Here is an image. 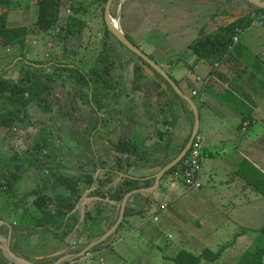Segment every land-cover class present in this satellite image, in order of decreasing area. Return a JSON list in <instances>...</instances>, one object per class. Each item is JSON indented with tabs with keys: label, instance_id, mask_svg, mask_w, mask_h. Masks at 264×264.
Returning a JSON list of instances; mask_svg holds the SVG:
<instances>
[{
	"label": "trees",
	"instance_id": "trees-1",
	"mask_svg": "<svg viewBox=\"0 0 264 264\" xmlns=\"http://www.w3.org/2000/svg\"><path fill=\"white\" fill-rule=\"evenodd\" d=\"M22 1L23 0H0V51L15 46L21 48V52L17 57H14L13 60L8 58L2 59V57H0V143H3L6 137L11 136L13 134L12 131H16L15 134L19 135L17 140H27L26 144L20 141L22 147H15L12 145L13 149H10L9 154L0 151V191L3 193L2 195H4L5 192H9L11 196H17V186L20 182V178L23 175L31 176L33 172L40 177V182L45 180V183H55L54 188H57L58 191L55 199L46 194L36 193L37 197L34 199V204L42 214V216L37 219V226H61L64 230V236H68L74 230L75 225L79 223L77 215L73 213V211L77 205L80 204L84 192L94 188V195L98 197L101 196L104 199L108 198L109 201H97L95 204L96 207L93 210L85 211V218L82 222L83 227L76 230V236L78 238L81 233H88L89 237L91 236L93 239L94 237L98 238L104 235L119 217L115 216V219L111 221V223L109 222L110 225L107 224V230L93 233L92 229L94 227H99V225L107 219L109 207L115 208L118 206L127 193L153 184V181L142 182L130 177H123L116 184L115 176L118 174L116 172H128L132 167H138L148 163L147 161L151 158L168 154L169 156H165L166 158L159 164L161 168L165 167L182 152L191 137V133H189L181 141L174 140L172 136L175 122L174 116L178 117L181 108L185 106L188 107L192 116H194V113L185 100L166 83L167 86H169V90L175 93L178 101L176 105L173 104L169 106V102L166 99L167 94H169L167 90L161 89L159 85L154 87L151 84V80L149 81V79H147L150 76L146 74L144 68L140 66L138 62L132 60L124 61L126 65L123 63V70L128 69L129 73H127L125 77H119L126 82L121 81L117 86L120 89L117 95H115L114 100L115 103H119V109L115 106L114 120L117 115L127 118L134 110L137 115V98H134V96L150 94L149 92L152 86L155 88V92L158 93V100L149 102V104H151L148 109L151 110L149 119L156 118V121L151 124L152 127H150V130H142L141 133L139 129L140 118L136 120L133 118V124L136 129H134L135 132L132 138L127 139L126 137H121L114 142V150L117 151V157L114 155V162L111 169L105 172V174H101L95 178L93 174H90L94 166L87 165H92L93 163L97 164V162L84 161L85 167L83 169H85L86 172H88L89 169H91V171L82 178L81 182L76 175L71 174L67 166L70 165L67 164V162L71 160L73 161V165L81 163L80 157L89 159L85 150L82 149L77 141L81 138L80 133L78 139H70L72 145L68 148L72 154L71 158L66 154V149L59 147L56 142L63 132V121L65 120H62V116H66L65 101L71 104V106L73 105L74 111L81 114L79 111V107L81 106L79 97L81 96L78 89L82 88L83 96H85L82 100L84 101L83 103L90 105L91 103L92 105L96 103L99 107L98 103L102 101V92H100V90L102 91V89L109 87L108 80L113 79V70L115 72L117 66L115 60L112 62L103 55L101 59L91 62V65L87 66L86 69L79 68L75 64V60L78 57L68 54L69 50H67L66 47L67 42L74 35V32H72L71 28L67 25L69 21L71 22V19H78L81 15H85L90 7H94L95 10L101 8V15L105 20V6L108 0H37L38 20L34 21L33 28L29 24L19 25L11 23V17L14 16L12 14L13 10L19 4L22 5ZM115 1L116 0H114V2ZM191 1L195 4L196 0ZM114 2L111 14L113 18L116 19L118 16L115 13ZM206 2L211 4L217 3L218 6L223 8L221 10L222 13L216 15L199 14L198 17L196 16L199 20L207 19L208 22L201 27L202 33L200 37L195 39L189 45V48L197 55L196 62H201L206 59L212 60L211 65L217 68L220 64L225 62L230 54L231 47L237 35L241 31L250 28L254 22L264 21V9L254 6L253 9L247 8L244 13L235 17L227 10L237 9V2H246L249 5L252 4L247 0H213V2L206 0ZM173 5L175 4H171L168 8V11H170V13H168L169 17L177 15L178 18L182 16L188 18L191 15H189V12L180 13L177 10H173L175 8ZM10 10L12 11L10 12ZM66 10L69 13H67ZM254 13L263 15L258 20H254L251 18V15ZM66 14L70 15L68 16L66 24L64 23L65 25H63L62 20ZM217 17H220L219 19L222 21L220 25L214 26L212 23H215V18ZM169 20L166 22V25H169V23L177 19L174 17V20L170 22ZM115 23L117 22L115 21ZM187 23L192 24L191 22ZM105 27L106 35L113 38L120 47L125 48L109 31L106 22ZM60 29L65 33L62 44V57L64 61L53 62V65L49 66L48 69L44 68L45 62L39 58L40 56L35 58H31L30 55L28 56L30 47H34L30 45L28 49L29 52H26L29 39L34 33H36V35H51L53 33V35H55V32ZM205 30H209V33L205 34ZM131 33L135 35V31ZM125 34L134 44L129 36L130 34ZM89 46L92 45L89 44ZM127 51L130 52V50ZM130 53L133 52L131 51ZM152 55L149 54L151 58H153ZM19 57L20 60L15 64L14 60ZM131 63L134 65L131 66ZM10 66H14L12 69H15L14 72L16 74L18 73L19 76H9L7 69ZM155 74L161 81L167 82L159 72ZM194 79V81L205 84L204 86H206L210 80L208 77L201 79L196 76ZM39 80L42 86L37 88V81ZM101 81H105V83ZM128 90L131 91V93H128ZM32 96L35 98L32 99ZM196 96L197 91H193L191 98L197 105L199 112H201L199 103L201 97L198 95V99ZM125 101H130L128 102L130 105L128 106ZM91 107L96 114L94 106ZM73 118L77 120L78 117ZM29 129L34 130L35 135L32 134L33 136H31ZM199 133H201V131ZM152 137L157 139V142L149 143L148 139ZM61 139H66L67 143L70 142L67 136H63ZM67 143L64 142L62 144ZM90 148L91 144L89 146V149ZM173 148L175 149L173 153H171V149ZM62 150L65 153H61ZM95 150L101 152L99 148L94 150L91 149L89 152H94V155H96ZM98 156L100 157L101 165H104L106 151H103L101 155ZM183 163L184 160L170 170V172L166 173L164 177L167 174L170 175ZM235 173L240 179L245 181L251 189L264 197V172L253 162L248 159H243L239 165V169ZM140 182L143 183V186H140ZM60 188H63V191H60ZM95 189L97 190L95 191ZM35 191L37 190L34 189L29 191L28 194H33ZM133 198L134 197H132L131 200ZM21 201L22 200H20V202ZM111 202H114L115 205L111 204ZM24 211L26 212L27 210ZM144 211L143 208L135 210V208L128 205L125 217L140 212L143 213ZM24 218H27V215H25ZM106 243L107 242L103 245ZM103 245L97 246L93 251L100 250ZM79 251L80 249L78 252ZM221 253V249L214 252L209 248H205L200 255H196L187 250H181L173 258V261L175 264H200L204 259L216 262L221 257ZM6 262V258L0 252V264H5ZM236 264H264V225L258 229V236L256 237L254 247L246 251Z\"/></svg>",
	"mask_w": 264,
	"mask_h": 264
},
{
	"label": "rangeland",
	"instance_id": "rangeland-1",
	"mask_svg": "<svg viewBox=\"0 0 264 264\" xmlns=\"http://www.w3.org/2000/svg\"><path fill=\"white\" fill-rule=\"evenodd\" d=\"M209 1L213 2V0ZM122 2L123 0H116L114 2L115 13L118 16L115 21L124 33L130 34L129 36L135 46L147 52L150 51V49H159L151 52L154 53L152 59L163 66L164 63H167V66L170 68L169 74H176L174 69L178 64L179 68L184 70V72L194 68L197 55L189 48V45L200 37L202 33L201 27L208 22L207 19L199 20L196 17L190 16L187 22H191L192 24H188L187 22L183 23L179 21L184 18L182 16L178 18V20H174L172 23H169V25H166L167 21L164 22V20L168 18V15L161 13L159 7V4H163L165 0H124L123 4ZM36 3L37 0H23L22 5L18 3L19 5L12 12L14 16L11 17V23L19 25L29 24L33 28L34 21L38 20ZM137 6H139L137 10L138 14H135L134 10ZM176 6L180 7V13H187L189 12L188 10H192L193 15L196 14L194 12L201 13L202 15L222 13L221 7L217 5L210 4L208 6V4H203L198 7L188 0L176 2ZM139 9H143L144 12L151 11V13L143 14ZM11 11L12 10H10V12ZM234 11L238 12V9L231 10V12ZM69 15L70 14L65 15L62 20L63 25L66 24ZM261 16V14L254 13L251 15V18L258 20ZM185 18L187 19V17ZM169 19L170 18H168V20ZM104 21V17L101 15V8L95 10L94 7H90L88 12L78 17V19L73 18L71 22L69 21L70 24L68 23L67 26L71 28L74 35L69 39L66 47L67 50H69L68 54L78 57L75 60V64L79 68L86 69L87 66H90L91 62H93L95 55L93 56L92 52L94 53L96 50L93 51L92 48L96 47L101 50L110 45L114 47L117 46V42L106 35ZM134 21L139 22L138 29L140 28L139 33L136 35L130 32L132 29L130 26L133 25L132 27H135ZM221 21L222 20L217 17L215 18V23L212 24L214 26L220 25ZM204 33H209V30H205ZM245 33L251 34L255 38L254 44L250 47L256 49L257 47L262 48V46H264V21H261L257 26L251 27L239 35L238 37L241 38L240 44L237 46L238 43H234L231 50L239 46L247 47L243 39L246 35ZM64 34L65 33L61 31V29L57 30L55 35H53V33L51 35H36V33H34L30 37L26 49L27 52L30 45L34 46L30 47L28 56L30 55L31 58L40 56L39 58L45 62L44 68L47 69L49 66L53 65V62L64 61L62 57ZM89 44L92 46H89ZM88 46L89 48H87ZM119 48L118 45L116 78L123 72V69L119 67L120 62H122L120 61V53L122 52ZM20 52L21 48L17 46L10 47L8 49H2L0 51V57H2V59L8 58L13 60ZM19 60L20 57L14 60V63L16 64ZM211 63L212 60L206 59L201 61L202 65H210ZM13 67L14 66H10L7 69L9 76H19L18 73L16 74L14 72L15 69H12ZM165 70H167L166 67ZM194 73L196 77H200L201 79L206 77L199 71ZM37 82V88L42 86L40 80ZM33 98L35 97L32 96V99ZM261 114H264V108ZM239 124L240 122L238 125ZM205 127L209 126H206V121L204 120V126L200 130L203 135L207 131ZM231 129L233 132H228L226 137L229 138L234 135L239 138L238 141H244L247 138V134L242 133L241 130L239 131L238 126H233ZM15 132L16 131H12L13 134L6 137L3 143H0V151L9 154L10 149H13L12 145L15 147H22L20 141L25 144L27 143V140H17L19 135L15 134ZM30 132L31 136H33L32 134L35 135L34 130H30ZM71 135L73 138L78 139L79 131L75 130ZM90 135L91 134H88L87 137H90ZM61 137L62 135L56 141L57 145L65 148L66 154L71 158L72 154L68 148V143L66 139H61ZM106 137V135H100L99 139L91 144V147H105L101 145V140ZM214 137L216 140L221 139L224 141L225 139L220 135ZM148 140L150 141L149 143L157 142V139L153 137ZM64 142L67 144H62ZM226 146L232 152L235 144L233 145L227 142ZM87 149L89 150V147ZM174 149L175 148L171 149V153H173ZM102 152L103 151L98 152L95 150V154L97 155H94V152H90L89 157L91 158L88 157L89 159L80 157L81 163H78L81 164L80 167H78L79 171L77 175L74 174V172L72 174L76 175L82 182V178L91 171V169H89V171L86 172L85 169H83L85 165L84 161L90 162L92 158L101 155ZM113 152L114 147L106 148V158H108V160L104 161V165H101V163H97L98 166L96 163L87 165L94 166L90 174H93V176L97 178L101 173L105 174V172L111 169L113 163L109 161L114 162ZM231 152L226 155L217 154L214 158V163L211 162L208 156L202 158L201 188L188 190L181 182L174 180L167 174L162 180V183H166V186L163 184L162 187L164 189L159 187L157 192L152 196L149 203L150 209L143 213L140 212L127 215L122 225L119 226L120 228L118 229L116 238L114 240L109 239L100 250L95 251L97 254L94 259L64 264H175L173 258L181 250H187L196 255H200L205 248H209L214 252L221 249V257L216 262L204 259L200 264H236L246 251L254 247L256 237L258 236V229L264 225V197L251 189L245 181L240 179L233 171L232 166L235 162V153ZM248 152L250 154L259 155L258 152L252 151L251 149H248ZM61 153L65 152L62 150ZM111 154L113 155L111 156ZM221 159L224 161L223 165L219 161ZM150 160L152 159H149L148 163ZM156 162L157 159L154 163ZM67 164H73V161L71 160L67 162ZM263 165L262 163V166ZM68 168L71 170L74 169L73 166H68ZM100 169H102V171H100ZM210 174H213L212 178ZM220 181L224 182L221 183ZM140 186H143V183L140 182ZM56 190L55 193L57 192ZM162 192H164V194L159 195ZM140 195L141 194H136L135 197H140ZM83 196L84 199H88L85 195ZM30 198L31 195L27 194L24 195L21 200L22 202L29 203ZM153 198L155 200L152 202ZM163 202H169L170 205L166 208H162L160 205ZM96 203L97 201L91 200L84 208L91 205L92 209L90 210H93L96 207ZM155 218H157V221ZM110 223L108 225H110ZM114 224L110 227L112 228ZM96 228L97 227H94L92 229L93 233L103 231L101 229L97 230ZM54 230L55 232L51 231L49 233L51 234L49 237L51 243H53L55 239H65L67 243H72L73 238L77 237L64 236V230L61 226L55 227ZM86 234L89 235L88 233ZM82 239L83 237L80 238V240ZM42 246L47 250L46 242H43ZM102 259L103 262L101 261Z\"/></svg>",
	"mask_w": 264,
	"mask_h": 264
},
{
	"label": "crops",
	"instance_id": "crops-1",
	"mask_svg": "<svg viewBox=\"0 0 264 264\" xmlns=\"http://www.w3.org/2000/svg\"><path fill=\"white\" fill-rule=\"evenodd\" d=\"M180 1L181 0H165L163 4H159L161 10L160 12L168 15V13H170V11H168V8L173 3L175 4L173 5V7H175L173 10H177L180 12V7L176 6V2ZM188 1L192 2L191 0ZM195 4L199 7L203 4H208L209 6L211 3L196 0ZM211 5L218 6L217 3H213ZM138 7L139 6H137L134 10L135 14H138ZM222 9L223 8L221 7V10ZM139 10L143 14L151 13V11L144 12L143 9ZM231 10L232 9H229L227 11L231 12ZM188 11L189 15L191 14L193 17H198V15L201 14L198 12H194L196 14L193 15L192 10ZM211 14L216 15V13ZM230 14L238 17L241 15V12L234 11ZM190 16L187 19L184 17L179 21L185 23L189 20ZM174 17L178 20L177 15L173 17H169L168 15V18L171 19L169 20V22L174 20ZM168 18H166L164 22L168 21ZM259 22L258 24H260ZM134 24L135 27H132L133 25L130 27L132 28L131 32L135 31L136 35L137 33H139L140 29H138L139 22L134 21ZM245 34H243L245 35L243 39L247 47H235L234 50H231L225 62L220 64L219 67L216 68L211 64L202 65L201 62L195 61V71L193 68L187 72H184V70L179 68L178 64L174 69L176 74H170L177 85L180 87L182 92H185L186 95L192 97L193 91H197L196 97H201L200 99L198 98L201 109V128H203L204 126V120L206 121V126H209L205 127L207 131L204 134L206 138L204 157H210L211 162L214 163V158L217 156V154L226 155L231 152V150H229L226 146V143L229 142L233 145L235 144V147L232 151L235 153V162L233 163V166L231 164L234 172L239 169V165L243 161V159L250 160L264 172V165L262 166V163L264 164V114H261L264 108V46H262V48L257 47L256 49H253L250 46L254 44L255 38L251 34ZM240 42L241 38L238 37V41L236 42L238 43L237 46L240 44ZM157 50L159 49H150V51L145 52L152 55L154 53L151 52ZM160 65L164 69L166 67V71L170 72V68L167 66V63H164V66L162 64ZM196 71L203 73L204 76L210 79L206 86H204L205 84H203L202 82L194 81V77L196 76L194 75V72ZM127 73H129L128 69H125L122 72V74H124V77L125 75H127ZM149 76L151 78V84L154 87L159 85L161 86V89L167 90L169 94H167L166 99L169 102V106H172L173 104L176 105L178 101L176 99L175 93L169 90V86H167L166 84L167 82L161 81L156 74H150ZM154 87L151 86V91L149 92L150 94L134 96V98H137V115L135 110L132 111L127 118H123V116L120 117L119 115H117L116 119L114 120V141H117L121 137H126L127 139L132 138L135 132L134 129H136L133 124V118H135V120L137 118H140L139 129L141 130V133L142 130H150V127H152L151 124L156 121V118L149 119V117L151 116V110H148L151 105L149 104V102H155L156 100H158V93L155 92ZM125 102H127L128 106L130 105V103H128L130 101ZM115 106L119 109L118 102L115 103ZM174 119L175 122L172 135L174 137V140L181 141L189 133L192 134L195 124V118L194 116H192L187 106L181 108L179 116H174ZM239 122L240 124L238 125ZM233 126H238L239 131L241 130L242 133L247 134V138L244 141H238L239 138L235 137L234 135L229 138L226 137L228 132H233V130L231 129ZM216 135L224 137V141L221 139L216 140V138L214 137ZM248 149L258 152L259 155L250 154L248 152ZM114 155H116L117 157L116 150H114ZM165 156L169 155H158V158H151L153 161L150 160L149 163H145L144 165L132 167L128 172H116L118 174L115 176V183L117 184L123 177H130L142 182L153 181L154 184L156 174L162 169L159 164L166 158ZM156 159L157 162L154 163ZM219 161L223 165V159ZM68 166H73L74 169L69 170L71 174L74 172V174L77 175L79 171L78 167H80V165L70 164ZM100 171H102V169H100ZM32 174L33 175L31 176L23 175L20 178V182L17 186V196H11L9 192H5L4 195H2L3 193L0 194V252L7 260L5 264H54L68 254H72L79 249L80 251L84 250L88 246V244L97 239L95 237L93 239L91 238V236L89 237V235L81 233L79 235L80 237H75L72 240V243L74 241H77V247L73 248L72 243H67L65 239H55L53 243H51L49 239L51 234L49 233L51 231L55 232V227L37 226V219L40 218L42 214L33 201L37 197L36 193L46 194L51 196L52 198H56L58 191L54 188L55 183H45V180L40 182V177L36 175L35 172H33ZM212 175L213 174H210L211 178ZM162 180L160 183L161 188H163V184L166 186V183H162ZM220 182L223 183L224 181ZM177 184L180 185L179 183ZM34 189H36L37 191H35L33 194L29 193L31 195L29 203L22 201L20 202L24 195L28 194L29 191H32ZM62 189L63 188H60V191ZM55 190L57 191L56 193ZM96 190L97 189H95V191ZM93 193L94 188L85 191L83 195L88 197V199H83V201L86 202L87 200L91 201V199H95ZM162 194H164V192L159 195ZM152 196L149 198V202L148 200L146 201V204L143 203L142 194L140 195V197L134 196L135 198L132 199L129 205L132 208H143L145 211H147L150 209L149 203ZM96 198L99 197L96 196ZM154 198L152 199V202L155 200ZM111 204L115 205L114 203ZM147 207L149 208L147 209ZM90 209H92V206L88 205V207L78 210L75 209L73 211V213H76L79 223L75 225L74 230L68 236L74 237L77 235L76 230L80 229V227H83L82 222L85 218V211ZM24 210L27 211L25 212ZM25 215H27V218H24ZM107 215V219L101 225H99V227L96 228L97 230H107V224L113 221L115 219V216H119V206H116L115 208L109 207ZM81 237H83L82 240H80ZM43 242H46L47 250L43 248ZM7 248H9L10 251L18 258L25 260V262L15 261L7 253ZM72 261L73 260H69L65 263Z\"/></svg>",
	"mask_w": 264,
	"mask_h": 264
},
{
	"label": "flooded vegetation",
	"instance_id": "flooded-vegetation-1",
	"mask_svg": "<svg viewBox=\"0 0 264 264\" xmlns=\"http://www.w3.org/2000/svg\"><path fill=\"white\" fill-rule=\"evenodd\" d=\"M239 1V0H238ZM236 2V1H235ZM238 4V5H237ZM237 9L239 12L244 13V11L249 8V9H253L254 5H249L246 2H237ZM241 10V11H240ZM112 39V38H111ZM116 47L114 46H109L103 49H99V48H92L93 51H95L94 53L92 52V55L95 57L93 58V61H97V59H101L103 55H105L107 58H109L112 62H114L115 60V64L116 66H118L117 63V57H118V52H117V48H118V44L116 43ZM120 47V46H119ZM89 48V47H87ZM121 50L122 53L121 54V58H120V65L119 67H121L123 69V63L126 60H132L135 62H138V64L140 66L141 65V61L142 59L140 57H138L135 53H130L129 49L127 48H123L120 47L119 48ZM99 50V51H98ZM125 51V52H124ZM144 53H146L144 50H142ZM148 56L149 54L146 53ZM150 57V56H149ZM151 58V57H150ZM126 65V63H124ZM145 64H147L145 62ZM160 64V63H159ZM134 65V64H133ZM131 63V66H133ZM130 66V68H131ZM116 70L115 72L113 70V79H109L108 80V84L109 87L108 88H104L102 89V91L100 90V92H102L101 94V103L99 102L98 105L99 108L96 103H91L90 104H85L83 103L84 101L83 98H85V96H83V89L79 88V93L80 96L79 97V102L81 103V106L79 107V111L81 114H78L77 111L73 110V105L71 106V104H68L65 101V111H66V116H62V120H65L63 122V129H62V137L63 136H67L70 139H75L72 137V132L75 130H78L81 138H79V140H77L79 142V145L82 147V149L85 150L86 154L90 155L89 150L91 149H98L95 146L91 147L89 150L87 149L90 144H93V142L97 141L99 139V136H104L106 135L107 137L101 140V145L105 146V147H100L99 149L101 151H106V148H112L114 147V109H115V100L114 97L115 95H117V93L119 92V89L117 86L119 85V83L121 81L126 82L125 80H121L119 78V76L116 78ZM124 77V74H120ZM115 77V78H114ZM148 77V76H147ZM147 79H149L150 81V77H148ZM102 83H105V81H101ZM128 93H131V91H127ZM94 106V109L96 111L95 112L92 110V107ZM78 107V106H76ZM75 107V108H76ZM74 111V112H73ZM72 112V113H71ZM73 117H78L77 120L74 119ZM88 134H91L90 137H87ZM109 136V137H108ZM113 136V137H111ZM72 145V142H68V146ZM114 153V152H113ZM113 154H111L112 156ZM91 158V157H89ZM108 158L105 157V161H107ZM91 161H95L97 163H100V157L96 156L95 158H92ZM112 162L113 161H109ZM96 196V195H94ZM100 198H103L101 196H99Z\"/></svg>",
	"mask_w": 264,
	"mask_h": 264
},
{
	"label": "water",
	"instance_id": "water-1",
	"mask_svg": "<svg viewBox=\"0 0 264 264\" xmlns=\"http://www.w3.org/2000/svg\"><path fill=\"white\" fill-rule=\"evenodd\" d=\"M247 1H249L252 5H254L257 8L264 9V1H262V0H247ZM113 2H114V0H108L107 4L105 6V17H106L105 22H106V25H107L109 31L118 39L119 42H121L124 45L125 48L129 49L130 51H132L133 53H135L138 57H140L142 59L141 65L144 68V70L148 76L150 74L155 75V72H159L166 79L167 83L173 88V90L175 92H177V94L183 100H185V102L189 105V107L193 111L194 116H195V124H194L193 131H192L191 137H190L187 145L184 147L182 152L175 159H173L171 162H169L165 167H163L160 170V172H158L156 174L154 184L150 187H144V188H139L137 190H133L124 196L122 202L118 205L119 206V217H118L117 221L115 222V224L113 225L112 228H110L104 235L100 236L99 238H97L96 240H94L93 242L88 244V246L84 250H82L81 252L68 254L67 256L63 257L62 259H60L58 262H56L54 264H64L66 261H69L72 259H79V258L83 257L85 254H87V252L93 250L94 248H96L99 245L104 244L108 239L114 240L116 238V234L118 232L119 226L121 225V223L123 222V220L125 218L126 208L128 206V203L130 202L131 198L133 196H135L136 194H142L143 203L146 204V201L159 189L161 180L163 179L164 175L166 173L170 172V170H172L173 168H175L186 157L187 153L189 152V150L191 148V145H192L194 138L200 132V129H201L200 112H199V109H198L197 105L195 104L194 100L190 96L186 95L185 92H182V90L177 85V83L174 81L172 76L166 70H164L159 64H157L153 59H151L146 53H144L140 48L135 46L127 38L126 34L122 31L120 26L113 21V18H112L113 16L111 14ZM201 2H206V0H201ZM145 62L147 64H145ZM91 200L92 201L93 200L108 201L106 199H101V198H95V199L93 198ZM89 201L90 200H87L86 202H84L82 199L80 204L77 205L76 210H78L80 208L81 209L84 208V206ZM112 203H114V202H112ZM81 204H82V206H81ZM148 208L149 207H147V209ZM7 253L15 261L25 262V260H22V259L18 258L16 255H14L10 251L9 248H7Z\"/></svg>",
	"mask_w": 264,
	"mask_h": 264
},
{
	"label": "built area",
	"instance_id": "built-area-1",
	"mask_svg": "<svg viewBox=\"0 0 264 264\" xmlns=\"http://www.w3.org/2000/svg\"><path fill=\"white\" fill-rule=\"evenodd\" d=\"M234 41L237 42L238 38H235ZM205 143V136L201 133H198L192 142L189 152L184 158V163L181 166L177 167L171 174V177L174 180L181 182L188 190L202 187L200 179ZM168 205L169 202H163L160 206L162 208H166ZM155 220L157 221V218H155ZM76 245L77 243L76 241H74L73 246ZM94 257L95 253L91 252L77 262H82L88 259H94Z\"/></svg>",
	"mask_w": 264,
	"mask_h": 264
},
{
	"label": "clouds",
	"instance_id": "clouds-1",
	"mask_svg": "<svg viewBox=\"0 0 264 264\" xmlns=\"http://www.w3.org/2000/svg\"><path fill=\"white\" fill-rule=\"evenodd\" d=\"M113 18V17H112ZM115 19L113 18V21H114ZM258 22L259 21H256V22H254L252 25H251V27H254V26H257V24H258ZM259 23H261V22H259ZM256 24V25H255ZM250 27V28H251ZM249 29V28H248ZM243 31H241L238 35H237V37L236 38H238V36L242 33ZM235 40V39H234ZM234 43H236L235 41H234ZM152 59V58H151ZM157 64H159L156 60H154ZM160 65V64H159ZM161 66V65H160ZM162 67V66H161ZM164 69V68H163ZM165 70V69H164ZM156 73V72H155ZM184 160V159H183ZM172 174V173H171ZM171 174H170V176H171ZM134 197V196H133ZM95 198H96V196H95ZM100 198V197H99ZM82 199H84V196H83V198ZM101 199H104V198H101ZM106 200H108L109 201V199L107 198ZM149 200V199H148ZM98 201H102V200H98ZM132 200H130V202H131ZM107 202V201H106ZM129 202V203H130ZM112 203V202H111ZM128 203V204H129ZM81 206H82V204H81ZM76 209V208H75ZM81 209V208H80ZM83 209V208H82ZM117 221V220H116ZM122 224V223H121ZM109 240V239H108ZM107 240V241H108ZM106 241V242H107ZM76 243H77V241H76ZM77 245H78V243H77ZM77 245L76 246H73V243H72V247L74 248V247H77ZM103 245V244H102ZM79 252H81V251H79ZM78 252V250L76 251V252H74V253H79ZM91 252H93V253H95V257H96V254H97V252H95V251H93V250H91V251H89V252H87V254H89V253H91ZM87 254H85L83 257H81V258H84ZM94 257V258H95ZM81 258H79V259H72L73 261L72 262H77V261H79ZM102 262H103V259L101 260Z\"/></svg>",
	"mask_w": 264,
	"mask_h": 264
},
{
	"label": "bare ground",
	"instance_id": "bare-ground-1",
	"mask_svg": "<svg viewBox=\"0 0 264 264\" xmlns=\"http://www.w3.org/2000/svg\"><path fill=\"white\" fill-rule=\"evenodd\" d=\"M115 22V21H114ZM118 24V23H117Z\"/></svg>",
	"mask_w": 264,
	"mask_h": 264
}]
</instances>
